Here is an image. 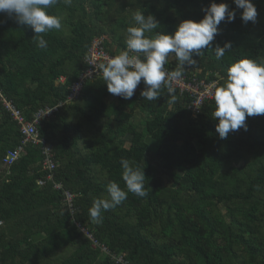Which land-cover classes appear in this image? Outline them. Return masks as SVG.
<instances>
[{
	"label": "trees",
	"instance_id": "trees-1",
	"mask_svg": "<svg viewBox=\"0 0 264 264\" xmlns=\"http://www.w3.org/2000/svg\"><path fill=\"white\" fill-rule=\"evenodd\" d=\"M217 3L221 0H216ZM231 9L233 0H223ZM256 23L222 21L212 48L202 49L194 69L200 79L226 80L231 63L264 60V0H252ZM211 0H63L50 9L61 30L45 34L0 14V92L31 120L38 109L61 104L37 125L52 146V180L46 181L39 146L25 144L12 163L2 161L20 143L18 126L0 101V264H264V115L246 118L247 131L220 139L212 117L214 97L196 117L184 99L161 88L157 101L110 93L102 74L86 79L75 98L70 86L86 68L90 41L103 38L110 55L126 51L131 15L152 14L173 33L183 20L199 21ZM156 31V32H155ZM232 48L217 59L214 47ZM168 61L177 63L174 55ZM166 66V65H165ZM64 78L62 81L60 78ZM142 113L141 128L132 122ZM90 128L89 129H87ZM144 168L146 197L131 193L93 222L89 209L107 199V185L123 189L121 159ZM159 171L170 178L165 184ZM39 180H44L42 185ZM53 183H60L56 190ZM64 191L72 194L71 206ZM89 228L93 246L76 227Z\"/></svg>",
	"mask_w": 264,
	"mask_h": 264
},
{
	"label": "clouds",
	"instance_id": "clouds-1",
	"mask_svg": "<svg viewBox=\"0 0 264 264\" xmlns=\"http://www.w3.org/2000/svg\"><path fill=\"white\" fill-rule=\"evenodd\" d=\"M61 0H0V14H5L18 25L30 27L37 38V47H47L45 34L52 30H61V18L50 12ZM236 8L231 9L223 0L211 3L203 8L204 16L199 21L186 19L181 21L174 32H156L154 37L146 35L160 27L152 14L136 10L131 15L134 23L127 28L125 39L126 51L107 59L106 63H91L102 72L107 91L125 100H131L137 87L143 82L140 96L148 101H157L161 88L174 94L172 82L183 75L187 66L194 65L193 56H200L202 49L212 48V42L219 33L222 21L229 23L236 19L237 9L240 19L247 25L256 23L257 8L252 0H233ZM70 4L71 0H63ZM232 48L230 41L223 46L214 47L215 56L219 60L225 52ZM132 52L134 55H130ZM174 55L178 66L174 71H166L164 65L168 56ZM215 109L212 117L218 120L215 125L220 139H227L230 132L240 129L247 131L246 118L264 115V60L241 58L227 69L226 80L214 91ZM122 179L125 188L118 183L107 185V199H96L89 209V217L93 222L102 220V212L114 209L127 199L131 193L143 198L148 195L145 188L144 168L130 165L122 158Z\"/></svg>",
	"mask_w": 264,
	"mask_h": 264
},
{
	"label": "built area",
	"instance_id": "built-area-1",
	"mask_svg": "<svg viewBox=\"0 0 264 264\" xmlns=\"http://www.w3.org/2000/svg\"><path fill=\"white\" fill-rule=\"evenodd\" d=\"M129 54L134 55V53L132 52H130ZM113 56L115 55H110L105 51L102 37L92 38V40L90 41V46L87 50V55L84 59L86 68L80 74L78 79L70 86L68 100L75 98L78 95L82 84L86 79L91 80L102 74V72L96 70L95 66L91 65V63H106L107 59ZM165 65L164 68L166 71H174L178 66L177 63H172L169 61ZM63 79L64 78L62 77L60 78L61 81ZM172 86L175 90L174 95H177L180 98L184 99V106L186 110L189 111L191 117H196L200 113L202 106L214 97L216 82L204 81L203 79H200L194 69L187 66L183 70L182 77L177 81L172 82ZM0 101L3 109L9 113L11 119L17 124L21 136L20 143L17 144L13 149L8 150L4 155L2 161L6 164L12 163L23 153L25 144L31 142L32 145L40 147V151L43 156L41 165L43 170L48 171L46 181L52 180V171L56 166V163L53 160L52 146L46 143V141L39 136L37 125L39 124L41 119H43L44 117L47 118L51 114H53V112H56L61 104H57L51 107L46 106L42 109H38L33 113L32 119L27 120L25 119L22 111L16 108L13 102L3 96L1 92ZM44 183V180L38 181L39 185H42ZM53 188L56 190H60L62 188V185L60 183H53ZM64 199L67 201L68 206L70 207L73 199L72 194L64 191ZM76 227L86 238H88L92 242L93 246L99 247L102 252L106 251V248L103 245L99 244L92 236L89 228L78 223H76Z\"/></svg>",
	"mask_w": 264,
	"mask_h": 264
},
{
	"label": "rangeland",
	"instance_id": "rangeland-1",
	"mask_svg": "<svg viewBox=\"0 0 264 264\" xmlns=\"http://www.w3.org/2000/svg\"><path fill=\"white\" fill-rule=\"evenodd\" d=\"M113 96L114 95L110 94L109 98H112ZM141 118H142V113L139 111H135L134 114L132 115V122L134 124H136L138 129L141 128V126H142V124L140 123ZM87 129L90 130V128H88V127H87ZM159 174L161 175L163 182L165 184H169L170 178L166 174H163L162 171H159Z\"/></svg>",
	"mask_w": 264,
	"mask_h": 264
}]
</instances>
